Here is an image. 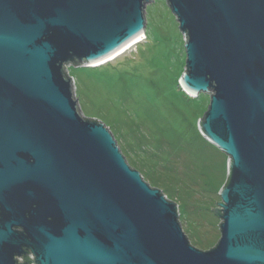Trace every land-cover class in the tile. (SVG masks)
<instances>
[{"label": "water", "instance_id": "obj_1", "mask_svg": "<svg viewBox=\"0 0 264 264\" xmlns=\"http://www.w3.org/2000/svg\"><path fill=\"white\" fill-rule=\"evenodd\" d=\"M165 1L180 84L210 95L201 132L228 157L218 243H189L65 71L144 31L152 0H0V264H264V0Z\"/></svg>", "mask_w": 264, "mask_h": 264}, {"label": "rangeland", "instance_id": "obj_2", "mask_svg": "<svg viewBox=\"0 0 264 264\" xmlns=\"http://www.w3.org/2000/svg\"><path fill=\"white\" fill-rule=\"evenodd\" d=\"M145 38L114 60L65 71L82 116L104 123L131 168L177 205L189 243L210 249L220 239V192L228 157L201 132L210 95L188 94L184 37L165 0L144 9ZM141 137V138H140ZM215 208V209H214Z\"/></svg>", "mask_w": 264, "mask_h": 264}, {"label": "bare ground", "instance_id": "obj_3", "mask_svg": "<svg viewBox=\"0 0 264 264\" xmlns=\"http://www.w3.org/2000/svg\"><path fill=\"white\" fill-rule=\"evenodd\" d=\"M144 38H145V34H144V31H142L139 35L135 36L134 38H132L131 40H129L125 44H123L122 47H119L117 50H115L110 55L106 56L105 58L94 61V63L90 66H99V65L104 64L108 61L114 60L119 55L127 52V50H129L132 46H134L136 43H138L140 40H142ZM184 90L188 94H190L186 88H184ZM190 95L193 96L192 94H190Z\"/></svg>", "mask_w": 264, "mask_h": 264}, {"label": "trees", "instance_id": "obj_4", "mask_svg": "<svg viewBox=\"0 0 264 264\" xmlns=\"http://www.w3.org/2000/svg\"><path fill=\"white\" fill-rule=\"evenodd\" d=\"M227 182H228V180H226V182H225V184H224V186L227 184ZM220 212V211H219ZM217 214L218 215H220L218 212H217ZM24 261H28L29 260V257L28 256H26L24 259H23Z\"/></svg>", "mask_w": 264, "mask_h": 264}]
</instances>
